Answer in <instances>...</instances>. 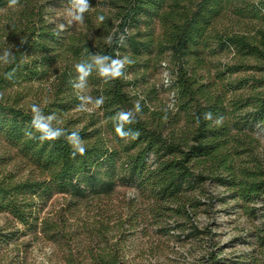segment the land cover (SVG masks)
<instances>
[{
  "label": "rangeland",
  "instance_id": "obj_1",
  "mask_svg": "<svg viewBox=\"0 0 264 264\" xmlns=\"http://www.w3.org/2000/svg\"><path fill=\"white\" fill-rule=\"evenodd\" d=\"M109 1L90 0L92 7L85 13L83 24H68L70 0H20L19 6L6 13L9 19L18 21L21 11L35 10L65 36L86 34L96 38L104 25L107 27L103 33L105 39L110 28L115 25L113 34L119 23V9ZM258 3L259 0H235L215 24L216 29L232 33L264 26V12L260 13ZM100 15L105 17L103 23L97 19ZM60 24L65 25L63 30H59ZM155 24L159 34V21ZM135 31V28L130 30ZM156 53L132 60L130 78L134 79L136 91L142 92L155 109L166 110L168 91L162 86L163 63H167L174 77L178 63L169 53L160 63ZM124 57L131 59L127 51L120 55ZM68 62L71 63V56L63 55L41 79L25 84L19 104L27 109L39 104L44 111L50 104L60 102L59 74L71 65ZM189 63L195 70V61L190 59ZM198 75L212 97L219 96L223 102L221 117L227 135V152L234 163L232 170L240 174L257 165L264 173V121L258 112L264 72L254 59H247L231 47L212 53L205 67H198ZM130 91L136 97L135 91ZM73 93L78 97L75 90ZM82 94L100 97L90 78ZM167 111L165 136L169 139L180 136L192 142L194 110ZM57 118L60 123L54 124L62 127L88 128L94 135L104 132L107 144L117 152L113 175L116 184L111 191L91 194L85 199L54 194L48 202L39 203L38 219L31 226L0 212V232L4 235L0 243V264H69L70 261L90 264V253H98L103 248L124 253V264L195 263L200 262L204 253L212 251L218 252L223 264H264V194L243 199L236 190L217 181L218 174L226 173L221 165H195V182L179 198L191 200L194 219L189 221L184 213L170 212L168 208L176 209L177 204L161 200L154 186L141 184L129 176L126 164L137 149H131L130 139L122 143L115 135L102 106L91 112L78 111L75 107ZM158 163V156L151 155L147 167L152 172ZM4 175L24 180L38 177L40 171L17 148L0 138V176ZM200 175L204 177L202 182ZM193 223L208 230L209 235L185 239Z\"/></svg>",
  "mask_w": 264,
  "mask_h": 264
},
{
  "label": "trees",
  "instance_id": "obj_2",
  "mask_svg": "<svg viewBox=\"0 0 264 264\" xmlns=\"http://www.w3.org/2000/svg\"><path fill=\"white\" fill-rule=\"evenodd\" d=\"M234 1L110 0L108 3L119 9V23L113 34L115 25L108 31V35L117 40L109 46L106 38L103 39V33L107 31L104 25L96 38L86 34L65 36L60 31L57 36L53 33L58 30L35 10L21 11L18 21L9 19L6 10L12 7L8 5V0H0V51L11 48L15 55L13 64L0 65V93L3 94L0 99V138L17 148L40 171L38 177L24 180L12 175L0 176V212L9 213L21 224L31 226L38 219L39 203L48 202L54 194L85 199L91 194L114 188L117 152L109 147L103 131L94 135L88 128L69 129L54 124L68 133L79 132L84 141L86 154L73 159L70 155L72 148L65 138L41 142L25 135L31 121V109L21 106L18 101L26 90L25 84L41 79L58 58L69 55L71 63H68L71 65L59 74L60 102L50 104L43 111L45 115H62L80 104L71 84L77 75L75 65L91 54L120 58L124 51L130 54L131 60H138L145 54L153 55L154 51H157L160 63L168 53L176 60L175 87L179 93V111L193 109L192 122L195 124L193 143L180 136L169 139L163 129L169 117L168 109H155L142 92L136 91L134 79L130 78L133 62L125 66L123 77L109 83L103 82L93 65L94 71L89 78L96 85L100 97H104L102 107L110 124H113L111 118L118 112L132 110L137 102L142 109L136 114L135 123L125 125V130H138L140 133L136 139L127 138L132 142L131 149H137L126 164L129 176L141 184L154 186L161 200L177 204L176 209L169 207L168 210L184 213L189 221L194 219L191 200L182 201L179 198L185 188L195 182V165H221L226 173L218 174L217 181L236 190L243 199L263 195L264 173L260 167L256 165L255 169H247L240 174L232 170L234 163L226 148L225 126L214 123L217 117H221L223 102L219 96L212 97L198 75V67L204 68L212 53L231 47L247 59H254L259 70L264 72V26L253 31L232 33L216 29L215 24L224 17ZM258 4L260 13L264 12V0H259ZM156 20L161 28L159 34L156 33ZM133 28L136 31L130 32ZM120 33L126 35L123 44L118 42ZM190 59L196 63L195 70L190 66ZM12 68H17L15 79L8 80L5 73ZM130 89L135 91L136 97ZM12 93L13 97H9ZM260 94L258 112L260 120L264 121V91ZM207 112L213 114V120L204 119ZM119 139L122 143L127 140ZM151 155L159 158L158 166L152 172L147 167ZM199 179L204 181L203 175ZM208 232L193 223L184 238L209 235ZM2 241L4 235L0 232V243ZM124 257L121 251L103 248L98 253H90V264H124ZM69 264L76 263L70 261ZM177 264L223 262L218 252L212 251L204 253L200 262Z\"/></svg>",
  "mask_w": 264,
  "mask_h": 264
},
{
  "label": "clouds",
  "instance_id": "obj_3",
  "mask_svg": "<svg viewBox=\"0 0 264 264\" xmlns=\"http://www.w3.org/2000/svg\"><path fill=\"white\" fill-rule=\"evenodd\" d=\"M20 0H8L10 7L19 6ZM92 5L90 0H70V7L67 10L68 24L84 23L85 13L90 10ZM100 23H103L105 17L100 15L97 17ZM59 30L65 28L64 24H60ZM127 30H125L126 32ZM54 35H59V31H54ZM126 39L125 33H120L118 42L123 44ZM105 42L111 46L116 43L112 35H109ZM91 61V62H89ZM15 62V55L11 48H4L0 51V65L8 66ZM133 61L128 57L113 58L109 55L91 54L87 59L82 60L75 65V71L77 73L74 80L71 81L73 89L78 94L80 104L77 105V110L82 112H91L94 108H100L104 104V97L94 98L91 95H83L84 89L88 86V78L93 73V65H95L97 74L102 78L104 83H109L114 79H118L124 76V69L127 64H131ZM17 68H12L11 71L5 73V78L8 80L15 79V73ZM3 94L0 93V98ZM142 109L137 102L132 110L118 112L112 117L113 127L116 135L121 139L138 138L140 135L138 130L128 129L125 130V125H130L136 122V114L141 113ZM199 120V118H197ZM205 120H213V114L207 112L204 114ZM223 117H217L214 120L215 124L222 123ZM54 122L59 124L55 114L45 115L39 104H33L31 106V121L28 127L25 129V135L30 139H37L41 142L54 141L65 138L67 143L71 146L72 151L70 155L74 159L77 155L83 156L86 154V147L84 141L81 139L79 132L73 131L68 133L61 127H55ZM31 129V130H28ZM36 133H39L37 136Z\"/></svg>",
  "mask_w": 264,
  "mask_h": 264
},
{
  "label": "built area",
  "instance_id": "obj_4",
  "mask_svg": "<svg viewBox=\"0 0 264 264\" xmlns=\"http://www.w3.org/2000/svg\"><path fill=\"white\" fill-rule=\"evenodd\" d=\"M164 72L162 74V86L168 91L166 108L172 112L179 111V93L175 87V77L166 62L163 63ZM141 95V94H140ZM142 97V96H141Z\"/></svg>",
  "mask_w": 264,
  "mask_h": 264
}]
</instances>
